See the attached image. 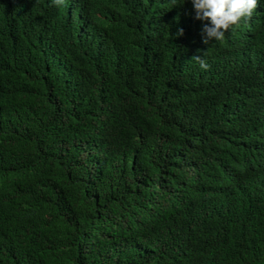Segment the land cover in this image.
<instances>
[{"label":"trees","instance_id":"16d2710c","mask_svg":"<svg viewBox=\"0 0 264 264\" xmlns=\"http://www.w3.org/2000/svg\"><path fill=\"white\" fill-rule=\"evenodd\" d=\"M149 1L137 6L144 15L131 50L138 65L130 64L137 71L123 90L125 68L115 64L110 37L133 26L129 7L101 26L60 27L42 18L36 0H0V264H264V199L217 209L194 201L215 186L223 195L236 172L234 164L225 168V154L259 139L219 114L264 113V67L253 91L227 65L211 67L215 46L191 35L193 9L184 0H170V28L153 22ZM10 8L20 20H10ZM155 28L166 33L159 39ZM104 92L119 95L103 105ZM174 158L182 163L171 172L183 171L179 186L156 212L152 180ZM198 172L213 182L194 183ZM257 176L264 179V169ZM130 177L141 188L136 195ZM128 220L151 226L139 233Z\"/></svg>","mask_w":264,"mask_h":264},{"label":"clouds","instance_id":"9594fccd","mask_svg":"<svg viewBox=\"0 0 264 264\" xmlns=\"http://www.w3.org/2000/svg\"><path fill=\"white\" fill-rule=\"evenodd\" d=\"M17 1L24 2L25 0ZM109 1L110 0H66V3H72L76 8L77 14H83L87 10H90L91 17L84 26L90 24L101 26L108 20L116 19L117 16L119 19L123 14V8H130L133 26L130 27L129 24L124 25L115 35L110 37L111 40L115 39V46L113 48L115 64L119 67L125 68L123 73L120 74L118 81V84H121L124 90L128 77L137 71L135 68L138 65L139 55L131 53V50L133 46V37L138 33V25L136 23L139 24L144 19V15L141 14V11L138 12L137 6L139 0H121V5L118 11L107 7ZM184 1L188 4L189 8L193 9L192 24L190 28L191 35L203 45L212 44L215 46L212 51L214 62L211 67L220 69L225 68L223 65H227L230 69H226L233 70L236 75L247 81L253 91H255L256 83L263 79L264 0ZM36 2L43 19L51 16V22L57 26H71L63 20L54 19L47 8L48 2L62 4L64 3V0H36ZM172 2L174 6L177 5L176 0H172ZM149 4L154 10L155 17H152L153 22L157 23L162 28H170V0H150ZM96 15L99 17L97 21H95ZM9 16L10 20L13 18L20 20V14L15 8H10ZM45 25L49 28L46 23ZM95 29L96 28H91V30ZM108 32L109 31H105V33ZM165 33L166 32L159 28L153 30V34L159 39ZM176 35L182 36L183 29H178ZM192 60H195L202 69L206 70L209 67L207 62L200 56H193ZM130 64H134L135 68L133 69ZM95 79L103 80L98 78ZM110 95H113V99L119 94L116 92H104L100 98L103 105L106 97ZM259 96L264 103V92L262 94L260 91ZM111 103L112 101L108 107L111 106ZM231 116L235 122L241 123L237 127L239 131L246 129L254 132L259 139L250 140L249 143L245 141L239 142L233 149L225 154V168L234 164L236 172L234 176L226 180L227 185L223 195H220L215 191L217 189L215 186L211 196H201L199 198L193 197L194 201H197L198 199H209L216 209L220 203L231 204L238 200L247 201L248 199L252 200L253 203H259L264 199V179H260L257 176V174L264 169V113L252 117L246 116L241 111H231ZM194 134L196 138H199L202 135L201 130L194 132ZM243 143H246V145L243 146ZM251 150L254 152L257 159L251 156L249 153ZM190 161L188 160L185 162L188 163ZM181 164H179L178 160L175 158L169 160L167 163L162 164L161 174L158 175L157 179L152 180L153 183L151 187L154 190V201L152 204L154 205L156 212L168 208L169 200L172 198L174 191L178 188L183 173L182 170L176 171L173 174H171V172L176 170ZM248 168L254 169L251 174L244 173V170H247ZM197 180H206L208 183H212L213 177L211 175L204 177L198 172L193 176L194 183ZM128 182L134 184L131 192L135 195L141 192V188H138L135 183V177H130ZM108 185L112 188L115 187V184L110 181L107 183V186ZM234 189L243 190L247 193L248 197L239 199L234 194ZM255 194H258V196L254 197ZM249 195L252 196L249 197ZM190 205L191 204H183L182 206L188 209ZM128 222L139 233H144L151 226L147 223H144L141 226H136L134 220H128ZM253 227L254 224L252 220H250L249 228ZM103 245H108V241L104 240ZM123 245L126 246L125 243Z\"/></svg>","mask_w":264,"mask_h":264},{"label":"bare ground","instance_id":"6f19581e","mask_svg":"<svg viewBox=\"0 0 264 264\" xmlns=\"http://www.w3.org/2000/svg\"><path fill=\"white\" fill-rule=\"evenodd\" d=\"M51 6L50 10H54L57 13L60 14V19L67 22L68 25H73V26H77V27H83L85 25V23L90 19L91 17V12L90 10H87L85 13L83 14H77L76 12V8L72 3H66V0H64V3L62 4H56L53 2H48ZM48 6V5H47ZM53 11V12H54ZM154 57V56H153ZM152 60V59H151ZM206 71V70H205ZM204 79V78H203ZM251 92H247V93H243V96L246 95H251ZM146 100V99H145ZM223 109L219 116H227L228 118H230V122H235L234 119L232 118L228 108H221ZM169 117V116H168ZM207 119V118H206ZM209 119V118H208ZM195 141V140H194ZM194 145V144H193ZM243 146L246 145V143L242 144ZM233 169H235V165H233ZM233 171V170H232ZM236 171V170H235ZM203 174V173H201ZM229 175V174H228ZM233 175V174H232ZM216 180V179H215ZM218 181V180H217ZM216 181V182H217ZM220 181V180H219ZM218 181V182H219ZM119 195V194H118ZM127 195V194H126ZM128 199V198H127ZM116 202V201H115ZM114 203V202H113ZM225 218V217H223Z\"/></svg>","mask_w":264,"mask_h":264}]
</instances>
